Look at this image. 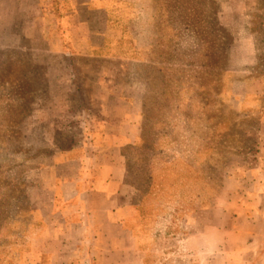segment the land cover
<instances>
[{
    "label": "rangeland",
    "instance_id": "374dc122",
    "mask_svg": "<svg viewBox=\"0 0 264 264\" xmlns=\"http://www.w3.org/2000/svg\"><path fill=\"white\" fill-rule=\"evenodd\" d=\"M36 2L0 0V264H27L40 247L30 210L39 171L81 138L75 116L85 104L47 86L46 66L55 77L61 61L44 52ZM226 3L141 0L118 10V46L143 62L128 73L145 96V148L130 153L141 164H130L129 182L149 228L147 264H248V225L223 213L252 211L247 192L264 156V83L252 100L241 86L264 79V0ZM249 37L258 65L240 70L245 55L235 50Z\"/></svg>",
    "mask_w": 264,
    "mask_h": 264
},
{
    "label": "crops",
    "instance_id": "0c3cea01",
    "mask_svg": "<svg viewBox=\"0 0 264 264\" xmlns=\"http://www.w3.org/2000/svg\"><path fill=\"white\" fill-rule=\"evenodd\" d=\"M36 1L44 52L61 61L53 68L55 77L46 66L47 86L61 91L64 103H76L79 96L85 105L75 116L80 140L39 171L40 188L30 210L40 247L32 250L26 263L147 264L143 241L149 228L145 231L141 222L143 201L135 199L137 189L129 182L130 164H141L130 153L142 155L145 148V96L143 84L128 73L143 62L132 57L134 50L118 46L121 34L116 33L120 28L118 10L141 0ZM215 1L224 7L229 0ZM237 1L243 6L253 0ZM235 51L245 55L237 69L251 70L258 65L259 51L251 38ZM242 80L243 100L260 96L264 79ZM260 112L264 121V105ZM260 135L264 136V130ZM149 156L146 170L151 180L152 153ZM259 164L247 192L248 200L253 201L252 211L223 213L226 219L234 220L236 215V220L248 225V264H264V156ZM239 193L244 194L242 190ZM189 226H193L191 221ZM199 226L206 225L201 222Z\"/></svg>",
    "mask_w": 264,
    "mask_h": 264
}]
</instances>
